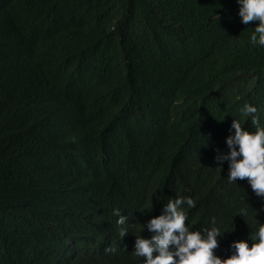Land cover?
<instances>
[{
  "label": "trees",
  "instance_id": "trees-1",
  "mask_svg": "<svg viewBox=\"0 0 264 264\" xmlns=\"http://www.w3.org/2000/svg\"><path fill=\"white\" fill-rule=\"evenodd\" d=\"M56 2L30 0L27 9L36 13L32 25L44 13L47 19ZM57 4L53 26L62 28L69 49L79 53L72 85L95 91L85 107L96 113L92 129L72 151L56 150L59 141L48 139L52 123L46 113L40 121L25 124L15 112L20 97L24 113L39 116L44 107L37 102L40 91L18 96L17 67L0 66V264H138L132 240L143 232L151 235L149 230H136L127 222L125 245L103 250L104 243H114L113 225L106 224L107 217L113 222V200H93L74 184L81 177L82 161L92 163L91 173H101L109 163L106 153L123 150L137 114L144 127L179 135L178 150L172 145L169 156L177 167L194 163L192 175H199L190 191L221 189L232 219H245L248 229L255 227V210L256 218L263 219L261 197L247 178L228 179L230 161H218L216 149L230 151L226 137L234 130L223 118L236 115L248 126L251 118L240 112L246 102L258 105L264 117V46L250 42L259 21L243 23L238 0ZM31 13L20 11L13 25ZM27 21L31 24L30 17ZM49 30L47 26L43 36ZM114 111L121 116L112 125ZM123 123L131 126L116 128ZM144 130L133 144L143 140ZM245 208L246 216L240 213ZM196 223L195 216L188 220L193 230L201 229Z\"/></svg>",
  "mask_w": 264,
  "mask_h": 264
},
{
  "label": "clouds",
  "instance_id": "clouds-1",
  "mask_svg": "<svg viewBox=\"0 0 264 264\" xmlns=\"http://www.w3.org/2000/svg\"><path fill=\"white\" fill-rule=\"evenodd\" d=\"M57 3L58 0L52 6L55 21H58ZM238 3L243 23L259 21L252 28L250 42L264 46V0H238ZM29 4L30 0H0V66L17 67L20 77L16 84L21 91L18 96L23 91H26L23 96L40 91L36 94L37 102L45 110L41 106L39 116H27L19 97L16 115L29 124L40 121L46 113L52 123L48 139L55 137L59 141L56 150L72 151L83 134L92 129L96 109L85 107V101L94 98L95 91L72 85L80 68L79 53L72 47L69 49L62 28L53 26L52 11L47 19L44 13L40 22L32 25L36 13L27 9ZM20 11L31 13L28 16L31 24L27 17L13 25ZM47 26L50 30L43 36ZM28 27L30 31L26 33ZM240 112L245 119L251 118L248 126L236 115L221 120H230L227 124L232 123L234 131L226 137L230 151L221 152L217 148L216 159L230 161V181L247 178L255 194L261 197L263 219L256 218L258 210H255L254 219L258 223L255 227L248 229L245 219L239 222L232 219L228 197L221 189L190 191L199 175H192L194 163L177 167L169 156L172 145L178 150L179 135L163 133L158 127H144V119L137 114L130 122L134 127L132 138L122 146L123 150L119 151V147L114 149L117 152L106 153L109 163L104 171L91 173L92 163L82 161L81 177L74 181L79 191L88 193L93 200H113L110 212L114 223L107 217L106 224L113 225L114 243L106 242L102 249L110 251L125 245L128 222L136 230L151 233L143 232L136 235V241L132 240L131 251L138 264H264V117L260 107L251 102L242 105ZM120 116L121 112H112L111 124ZM130 123L118 124L116 128L127 130ZM142 129H145L143 140L133 144ZM240 213L246 216L247 208ZM193 216L197 217L195 225L202 230H193L188 224Z\"/></svg>",
  "mask_w": 264,
  "mask_h": 264
}]
</instances>
